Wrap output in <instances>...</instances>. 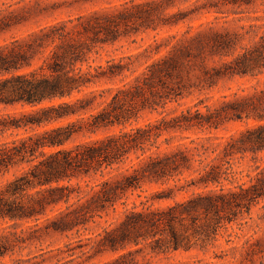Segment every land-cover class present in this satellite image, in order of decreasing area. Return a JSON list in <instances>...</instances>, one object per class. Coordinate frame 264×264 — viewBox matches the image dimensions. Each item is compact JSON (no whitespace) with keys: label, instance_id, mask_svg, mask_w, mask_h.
<instances>
[{"label":"trees","instance_id":"16d2710c","mask_svg":"<svg viewBox=\"0 0 264 264\" xmlns=\"http://www.w3.org/2000/svg\"><path fill=\"white\" fill-rule=\"evenodd\" d=\"M140 1L111 15L58 20L0 45V176L18 170L0 186V223L33 230L0 233V260L41 233L79 234L113 215L116 221L79 248L117 253L104 264H152L154 256L207 247L264 201V166L232 186L233 158L264 152V88L223 96L204 112L200 101L168 113L194 88L235 77L260 82L264 20L242 22L264 0H196L189 8H177L178 0ZM206 15L240 26L191 25ZM11 25L0 23V34ZM180 25L187 28L145 49L150 62L127 56L91 65L99 47L131 31ZM153 113L159 117L140 123ZM248 120L255 125L237 137L210 136ZM147 181L161 186L152 203L127 208L129 194ZM254 246L250 261L264 257V238Z\"/></svg>","mask_w":264,"mask_h":264},{"label":"rangeland","instance_id":"374dc122","mask_svg":"<svg viewBox=\"0 0 264 264\" xmlns=\"http://www.w3.org/2000/svg\"><path fill=\"white\" fill-rule=\"evenodd\" d=\"M134 1V3H130ZM145 1V0H143ZM196 0H178L177 8H189L195 4ZM140 0H0V23H11L9 29L0 34V45L9 42L13 38H19L38 28L51 24L58 20L74 18L83 15L86 12H96L99 15H111L114 8L130 9L134 4L140 3ZM250 18V19H249ZM264 20V2H259L249 9L248 15L244 16L242 24L247 25L251 20ZM206 21L215 22L218 27L229 29L238 28L240 24L229 20H214V15H206L200 20L191 23L198 26ZM136 26V25H135ZM186 25H180L173 29L140 30L131 31L123 36L114 44L103 45L98 48V54L92 56L90 62L92 66L104 65L107 60L119 59L127 56H134L136 64H144L152 57V54H145L144 51L149 46L154 45V41L164 43L168 35L184 31ZM150 62V60L148 61ZM260 82L252 78L235 77L232 79L221 80L212 88H194L191 94H188L180 105L169 107L168 113L176 114L189 106H197L202 101L203 105L198 108L204 112V106H216L223 96L232 97L237 94L239 97L251 95L255 88H264V77L259 78ZM157 113L142 114L140 123H147L158 118ZM255 121H237L225 125L220 131L213 132L210 136L213 138H229L238 136L246 128L255 125ZM191 138L197 136L188 135ZM204 137L207 135H198ZM188 140H182L174 143L187 144ZM264 166V152L252 154L246 153L238 155L232 160L233 171L235 172L232 186L247 183L249 177L254 176L256 168ZM18 170H11L9 173L0 176V186L12 179ZM161 190V186L152 182H144L142 189L129 194L127 208L134 205L141 210V203L149 201L152 203V196ZM156 206L159 204L155 203ZM123 211V207H119ZM117 217L110 215L105 217L98 224L90 226L91 231L75 232L67 235L44 234L41 233L39 240H28L26 243L19 244L14 254L0 260V264H104L117 256V253H106L96 255L93 250L87 247L79 248L88 242L86 239L92 237L91 233L97 234L101 228L106 227L108 223L116 221ZM28 224L11 222L0 223V233L9 234L21 230H26L27 235L33 234V230H27ZM264 238V201H261L251 212V215L241 223L228 225L216 240L205 248H193L188 251L179 250L165 255L149 258L152 264H264V257L255 255L251 258V253L255 248L254 244ZM69 245L68 248H65ZM140 263H144L142 254L134 255Z\"/></svg>","mask_w":264,"mask_h":264}]
</instances>
